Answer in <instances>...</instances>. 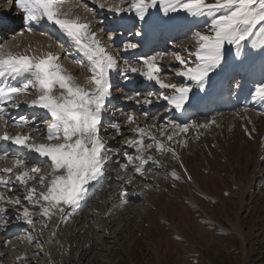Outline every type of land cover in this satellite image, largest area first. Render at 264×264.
Here are the masks:
<instances>
[{
	"label": "snow or ice",
	"instance_id": "1",
	"mask_svg": "<svg viewBox=\"0 0 264 264\" xmlns=\"http://www.w3.org/2000/svg\"><path fill=\"white\" fill-rule=\"evenodd\" d=\"M12 3L21 14L22 23L27 25V32L31 33L34 26H39L41 22L52 26L83 58L74 59L73 62L86 68L89 73L81 83L63 68L59 54H13L0 47V79L25 78L19 86L9 83L0 86V126L4 128L0 142H9L26 153L38 154L48 164L46 175L41 174V167H27L23 158H17L13 167L0 169V187L15 193L18 185L24 189V200L28 205L39 209L38 213H34L22 204L18 195L0 192V204L4 205L0 206V219L8 215L10 206L18 212L15 219L33 230L36 223L34 215L50 219L56 214L61 224L68 221L82 208L88 194L110 166L119 170L116 179L127 184L132 183L133 175L119 173H127L130 165L140 177L146 176V166L150 163L160 167L161 161L149 154L152 149L161 156L171 154L179 161L184 177L190 182L192 177L180 160L178 148L188 146L187 134L191 128L207 130L216 121L213 119L199 125L193 122L190 125L180 122L179 117L187 108L198 106L210 94L215 86L212 74L217 73L226 62V46H230L227 48L229 53L235 49L239 58L245 47L244 42L258 34L252 47L264 49V0H116L111 4L106 0H83V3L75 5H69L67 0H12ZM92 5L105 10L117 25L122 22L144 26L149 22H170L173 21L172 14L177 13H184L192 19L206 18V22L203 28L192 31L194 47L183 49L187 55L174 53L177 67L169 65L165 71L160 62L168 53L137 54V67L128 59L115 56L108 50L115 44V36L123 34L119 28H114L111 34L105 33L103 28L98 32L94 30L91 20L82 18L75 11L76 8H83L85 12L95 11ZM150 10L160 13V20L153 18ZM165 17L167 21L163 20ZM24 34V31L19 33L21 36ZM134 35L140 37L143 33L136 30ZM138 46L137 42L126 41L122 43L121 50L130 52ZM66 54L71 55V52L66 51ZM172 71L177 77L183 78V82H166L168 72ZM112 73H118L125 83L132 79L130 74H138L143 81L159 89L148 91L143 98L138 91L128 93L119 89L124 102L147 107L163 101L165 112L178 114L176 119L165 117L159 124L155 122L156 117H152V123L140 126L133 113H126V123L135 125L132 128L134 137L126 139L122 148L133 149L134 155L123 151V161L119 159L121 148L109 145L102 135V121L113 96ZM194 89L203 95L194 93ZM32 91L36 93L34 99H30ZM251 100L264 102V84L255 87ZM21 104L44 110L50 117V121H45L47 127L41 130L35 126L25 134L11 135L9 126L24 128L35 123L34 118L30 121L26 116L14 117L11 121L6 118L7 109H18ZM141 114L148 116L147 112ZM112 127L115 135H122L119 122H115ZM246 133L251 137L252 133L247 130ZM38 137L46 142L35 143ZM3 159L4 156L0 155V160ZM13 168L21 169L14 179L11 176ZM171 175L175 180L182 178L175 171ZM32 181L39 184V189L30 186ZM127 191H122L120 203L114 207L129 203ZM143 194L133 192V195ZM9 223L10 220H4L0 227Z\"/></svg>",
	"mask_w": 264,
	"mask_h": 264
},
{
	"label": "rangeland",
	"instance_id": "2",
	"mask_svg": "<svg viewBox=\"0 0 264 264\" xmlns=\"http://www.w3.org/2000/svg\"><path fill=\"white\" fill-rule=\"evenodd\" d=\"M257 39L258 34L244 42L241 55L256 56L259 46L252 44ZM188 40L193 42L191 37ZM235 113L227 125L209 128L206 138H194L195 142L182 148L197 186L182 174L180 180L172 177L168 170L177 168L173 158L164 162L168 170L153 171L149 191L145 189L142 201L134 204L137 212L120 216L125 219L118 222L113 238L107 239L106 254H93L97 264H264V181L260 179L264 165L258 169L264 113L258 109ZM251 184L253 191L243 201ZM70 239L65 241L68 247L73 246ZM71 243L78 245L75 237ZM45 245L51 254H60L53 243Z\"/></svg>",
	"mask_w": 264,
	"mask_h": 264
},
{
	"label": "bare ground",
	"instance_id": "3",
	"mask_svg": "<svg viewBox=\"0 0 264 264\" xmlns=\"http://www.w3.org/2000/svg\"><path fill=\"white\" fill-rule=\"evenodd\" d=\"M106 2L111 4V3H115L116 0H106ZM77 3H83V0L72 1V2H70L69 5H75ZM92 7L95 9V11L89 12L90 14H86V15L82 14V11L84 10L83 8H76L75 11L78 12L82 18H84V16H87L88 18H90V15H92L94 17V19L92 20V24L94 27H95V23L97 22V19H96L97 17H99V18L102 17V23L106 24L108 19H110V14H108L105 10L98 9L97 5H92ZM2 8H3V6L0 8V10ZM8 13L9 12L4 13V20L9 19L8 17H6L9 15ZM13 18L14 17H12V19ZM173 24H174V21H170V22L162 24L157 29H153V27L149 26V28H150L149 33L150 34H152L151 31L154 30V31L159 32L161 34H165L164 39L170 40L172 42V44H169L168 47H165V45H160L159 47L156 48V50H157L156 53H168V55L160 62L162 64V66L164 67L165 71H167L169 65H171L173 68L178 66V62L174 58V53L179 52L182 55H187L186 52H183V49H185V48L191 49L194 47V44L186 43V41L184 42L182 40V37L184 36L185 32H183L181 34V31L179 28H177V27L173 28ZM106 27L109 28V26H106ZM114 28H115V26H114ZM154 37L157 40L161 38L158 35H154ZM133 38L137 39L138 37H136L134 34H132L130 39H133ZM11 41L12 42H10V43L5 42L6 43L5 46H0V47H4L5 50L8 52H11L13 54H17L18 52H20L22 50V49L21 50L17 49L18 46L21 45L19 43L20 41L19 40H13V39H11ZM119 41H120V39L117 37L115 39V44H117V43L119 44L120 43ZM35 42H36V44H38V46H40L39 50L44 49V51H46L47 41L45 39H43V37L39 36L36 38H31L30 44L35 46L36 45ZM62 44H63V46H62L63 56L66 55L67 57H70L73 60L77 59V58H75V55L72 54L73 49L71 48V45L69 43L67 44L66 42H62ZM25 47L32 48V46H29V44H26ZM66 51L67 52L72 51L71 55H67ZM154 51H155V48L149 50L148 52H144L142 50V48L140 47V48H137L135 50H131L130 52L119 51L118 56L137 62L135 59L137 54L144 56V55H148V54H152V53L154 54ZM121 62L123 63L122 60H121ZM68 63H69V61H68ZM68 63H67V65H68ZM69 65H71V63H69ZM80 70H82V72H83L85 70V68L80 67ZM172 72L174 74H170L168 72L166 82H176V83L183 82V78L177 77L175 75V72L174 71H172ZM131 75L137 77V79L142 78L138 74H131ZM212 80L215 83V81L218 80V77H216ZM223 83L224 82L221 81L220 84L222 85ZM126 88H128L126 90V92H128V93H132L135 91L140 92L141 98H143V96L146 95V93L150 90L159 91L157 86H154L153 84H150L146 81H143V78H142V81L140 83L139 82L136 84L131 83L130 86L129 87L126 86ZM224 93H225V96L229 97L232 94V91L231 90H227V91L224 90ZM119 98H120V96H118L117 100L114 101L113 106L109 112L111 114H116L117 112H119L118 114H122V113H125V110H127L129 108L130 113H135V116L137 117V122L140 124V126H144L145 124L152 123L153 122L152 117H156L155 122L157 124H159L165 117H167L169 120H172V119H176L177 115H178V114H174V113H170V112L158 114L157 110H159L162 107V105H164V103H165L163 101H161L159 103H154L151 106L141 107V106H137L131 102L120 103ZM234 107H235V102H233L229 98H227V99H224V101L222 103L214 106L213 108H209V109L204 110V111H200V110L197 111L195 108H187V110L179 117V119H180V122H182V123L183 122H187V123L188 122H192V123L195 122L196 125L203 124V123H206V122L214 119L216 121V124L212 125L210 127V129H211V128H214V126L217 124L220 125L221 123L224 122L227 125L231 120H233L234 114H232V113L234 110L231 111V109H233ZM143 112H147L148 116L145 117L144 115H142L141 113H143ZM11 113L12 114L6 113V117L10 121L12 118L18 117L19 115H22V113H20V111L18 109L15 112H11ZM126 119H127V117H126ZM247 120H248V124H249V122L250 123L252 122L251 118L247 119ZM34 121H35L34 124L30 123L28 126H26L27 128H29V130L32 127L39 126V122H40L39 118L36 117L34 119ZM258 124L262 125L261 122H259ZM129 126L130 125L125 122L124 126H122V128H121L122 135H117L119 137L118 138L115 137L114 139H113L114 135H111L108 138L110 141H112V146L116 145L117 143L115 141H117L120 137H122L123 138V143L121 144V148H122V145H124L126 139L134 137V133L132 131L133 127L130 128L131 130H128ZM134 127H135V125H134ZM111 128H112V130L109 133L114 132V129L112 126H111ZM199 130L200 129H196L195 127L191 128L190 132L187 134L188 140L193 138V136L195 135V132L199 131ZM155 131L156 130L154 129V132ZM0 132H1V130H0ZM114 134H115V132H114ZM126 136H128V137L126 138ZM145 142L146 143L148 142L147 139ZM1 145L2 144L0 142V155L4 156V159L0 160V164L6 162V163H9L11 165H14L16 160L13 161V160H8V159L10 157L17 159V158H19V156L18 155H14V156L9 155L10 157L7 156L8 154H6L3 151V146H1ZM123 151H128L130 154L134 155V150L131 148H122V153H123ZM178 152H179V156L181 157L182 156V155H180L181 150L178 149ZM260 153H261V156H260L258 161H260V163H261V161H263V163H264V145L262 146V149H260ZM122 157H123V154H122ZM122 157L119 158L121 161H123ZM45 164L46 163L43 159L37 160V159L31 158L30 156L25 158V165L29 168L33 167V166L43 167ZM1 166L3 167V166H7V165L1 164L0 167ZM147 167L154 168V164L150 163L149 165L146 166V168ZM112 168H113V166L109 167V170H108L109 174L112 173V171H111ZM19 171H21V169H19ZM47 172H48V166H47L46 171L45 172L43 171L42 174L46 175ZM126 174H132L133 177L134 176L140 177L139 174L134 173V170H133L131 165L128 167L127 173L122 172V175H126ZM148 176L149 175L146 173L145 177H141L140 183L135 181V179L132 180L131 184H127V183H125V181L119 180V183L116 184L115 187H109L105 194H101V196L97 200H94L93 203L95 205H93V206H91V204H93L92 199H93L94 192L91 194H88V198H87L86 202L84 203V205L82 206V208L79 209L75 214H73L68 219V221L64 222L63 224L60 223V227H59L60 231L56 236H55V234H53V232H52L51 236H46V235L44 236L43 229H45L46 224L45 223L44 224H35V230H33V228L30 229V234H35L34 238H36L40 235V234H38L40 232V230L43 231V235H42L43 237L39 238V239H42V241L33 240L31 247L27 246V247L23 248L16 256L14 254H15L16 248H18L17 245L22 243L21 242L22 238L18 237L17 232H19L20 226L24 223L20 222L19 226H16L15 224L10 225V226L6 225L8 227L5 229L3 228L5 226L0 227V264H97L98 261L96 260L95 257H93V254L95 252L97 253V251L99 253H102V254L103 253L106 254V252H108L107 250H105V248H106L105 244H106L107 239L113 238L111 235L113 234L112 233L113 230L118 226V222L125 219V218H120V216L125 217V215L137 212L138 208L134 206V203H131L130 205H129V203H130V201L137 202L140 200L141 195H133V192L141 193L143 191V188L146 187V185H147L146 181L148 180ZM260 179L264 181V176L260 177ZM152 181H154V179ZM191 181H193V179ZM190 183H192L194 186H197L195 181L190 182ZM30 185H34L38 189L40 187L39 184L35 181L30 182ZM130 187L133 190L129 194H127L129 203H127V206L121 207L118 210L117 207H114V205H117L120 203L118 196L122 194V191L124 189L129 190ZM250 190L251 189H247L244 191V194L242 195L243 201H246L245 195L248 194L250 192ZM0 191L5 192L6 195L11 196V195L15 194V195L20 196V192H23L24 189L19 188L17 185L16 189H15V193L7 192L3 187H0ZM21 201H22V204H24L25 206H28L30 208V210H33V211L36 210V209L31 208V206L28 205L27 201H25L23 198L21 199ZM193 203L196 204L195 202H193ZM0 206H4V205L0 204ZM102 206H103L105 212L100 215L99 210L101 209ZM10 208H12V207H10V206L8 207V215L4 216L3 219H0V225L4 224V220L13 219V216H11L12 212L18 213L16 209H10ZM198 209H199V207H198ZM54 216L56 218H55V222H54V224H52V226L57 225L60 221L59 215L54 214ZM33 219H34V221L39 222L40 216L34 215ZM126 222H127V220H126ZM94 223L96 224V226L93 227L92 225ZM97 224H99L101 227H98ZM51 227H50V229H51ZM64 229H67L69 234H67V232ZM221 229H223V228H221ZM62 230H64L63 235L61 234ZM114 235H117V231ZM67 237L72 238V239L75 237V240H77V242H78L77 243L78 245L76 246L75 251L72 255L68 254V251H63L65 248H66V250H68V246L65 244ZM46 242H48V243L52 242L53 245L60 244L61 248H58V249H60V254L59 253L55 254L56 252L51 254L49 247L47 245H45ZM38 243H40V244L44 243L45 246H44L43 250L41 248L35 249V246H36V244L38 245ZM52 243H51V245H52ZM63 246H65L64 249L62 248ZM43 254H45V256L46 255L49 256V258H46L45 261L42 259ZM58 255H59V258L56 257ZM62 259H65V260H62Z\"/></svg>",
	"mask_w": 264,
	"mask_h": 264
}]
</instances>
